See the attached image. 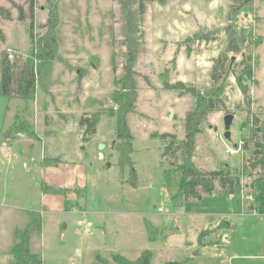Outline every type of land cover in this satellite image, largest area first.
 Here are the masks:
<instances>
[{"label":"rangeland","instance_id":"374dc122","mask_svg":"<svg viewBox=\"0 0 264 264\" xmlns=\"http://www.w3.org/2000/svg\"><path fill=\"white\" fill-rule=\"evenodd\" d=\"M214 1L145 2L133 67L137 98L127 114L133 136L132 173L129 165L118 164L121 141L115 130L117 104L111 95L119 87L115 80L125 62L118 2L57 0L56 55L47 62L38 58L29 28L32 23L33 42L47 33V0H35L33 20L28 0H0L11 13V19L0 15V58L3 52L17 63L32 58L40 70L32 98L0 96V264L15 261L11 248L24 230L30 236L29 257L40 264H118L113 253L135 260L145 249L151 252V264L184 257H194L193 264H264V213L248 208L249 176L241 177L245 186L235 197L213 191L201 199L181 197L178 204L170 198L179 182L184 118L193 109L195 96L164 84L182 80L199 90L209 87L214 57L226 47L224 28L230 22L237 31L245 29L241 53L229 56H234L235 74L242 70L243 57L251 63L252 76L247 80L251 102L247 106L230 73L224 107L201 122L192 162L201 170H240L256 157L255 144L261 140L262 134L250 127L264 122V0L242 5V0ZM232 6L240 9L229 17ZM216 27L220 33L209 32L207 40L194 37ZM93 112L100 117L96 132L89 135L79 121ZM228 113L234 117L227 138L223 117ZM163 132L179 140L170 152L165 151L170 137L159 136ZM21 139L32 141L27 151L18 143ZM242 141L246 147L228 154ZM43 159L48 163L42 164ZM44 184L68 191L43 192ZM215 185L219 187L217 181ZM230 209L238 215L227 216L236 224L224 233L225 247L204 246L221 243V234L207 240L209 231L200 244V232L223 219L215 213ZM146 220L154 231L148 232Z\"/></svg>","mask_w":264,"mask_h":264},{"label":"trees","instance_id":"16d2710c","mask_svg":"<svg viewBox=\"0 0 264 264\" xmlns=\"http://www.w3.org/2000/svg\"><path fill=\"white\" fill-rule=\"evenodd\" d=\"M57 0H47L48 2V18L45 26L48 28L47 33L38 41L33 42V28L30 23V42L36 43V47L39 49L37 56L39 59H45L50 62L55 57V45H54V29L58 22V10ZM119 7L122 10L123 25H124V37L122 43L125 45V57L124 64L122 65V75L119 79L115 80L116 84H119L118 89L112 91V100L117 104L116 109V125L115 130L117 136L120 139V143L117 145L120 152V158L118 164L121 167L129 165L132 173L134 168L131 160L132 147V133L128 127L127 114L132 112L135 107L137 98L136 94V71L134 70V64L138 54L139 39L142 34L141 19L145 13V2L155 0H116ZM159 3H164L166 0H157ZM250 0H242L241 5L248 3ZM29 17L31 20L34 18V3L35 0H28ZM240 9L239 7L232 6L229 11V17L231 13ZM19 18H23L24 14L22 7H18ZM0 15L6 19H11V13L8 9L0 5ZM227 44L225 49L214 57L213 65L211 67L212 84L209 87L199 90L194 85H186L182 80L176 81L174 84L165 82L164 87L167 89H179L180 92L191 94L195 96V105L193 109L184 118L185 133L183 138L179 141L175 134L169 132H163L159 136L161 138L170 137L169 143L166 145L165 151L170 152L179 141V148L182 149L183 158L178 164L179 170V182L174 186L177 187L170 198L172 203L178 204V199L181 197L187 201L191 199H201L205 194L213 193L215 189L216 181L219 188L224 194L241 192L243 185L242 176H249L251 180L247 184L250 186L252 192L248 193L253 195V201L251 202V209L259 214L264 213V122L258 128H251V132H260L261 140L257 141L254 151L255 158L251 162H247L240 170L231 169L228 167L213 168L212 170H201L194 162H192V156L194 153L195 138L198 133L202 131L200 127L201 122L206 116L214 110L224 107V101L222 96L227 85L229 74H234L236 84L243 94L244 100L247 106L250 105V91L247 84V80L252 76V66L247 60V57L242 59V70L240 73L235 74L231 69L232 58L229 56L230 52L241 53V46L246 41L245 29L237 31L235 26L230 22L224 28ZM0 36H3L0 29ZM210 33H196L195 38L201 40H207ZM34 51V48L32 49ZM37 66V65H36ZM35 66L32 58L26 59L23 62L11 61L6 52L1 54L0 58V96L6 98H32L36 84L39 82L40 70ZM115 68V66L113 67ZM100 114L93 112L89 117H82L79 121L81 125L85 126L86 133L93 134L96 132L95 125L98 122ZM242 147H246V141L241 142ZM47 160L43 159L42 164H47ZM256 169H258L256 171ZM255 170V171H254ZM170 185V183H166ZM246 185V186H247ZM50 188V189H49ZM43 192L52 193H65L67 188H59L52 185H42ZM184 201V202H185ZM226 221H222L218 226L214 228L220 229L226 227ZM146 229L148 232L154 231L152 223L149 220L145 221ZM214 230H202L200 232L198 241L202 244L203 235L209 231ZM29 237L27 231H23L20 235V242L15 243L11 248V253L14 254L15 261L12 264H40L41 262L36 259H30L29 255ZM152 238V237H151ZM149 240H152V239ZM203 245V244H202ZM150 250L145 249L143 253L135 260L127 259L119 253H113V259L118 264H151L150 263ZM194 257H184L180 260H169L162 264H193ZM218 264V263H216Z\"/></svg>","mask_w":264,"mask_h":264},{"label":"crops","instance_id":"0c3cea01","mask_svg":"<svg viewBox=\"0 0 264 264\" xmlns=\"http://www.w3.org/2000/svg\"><path fill=\"white\" fill-rule=\"evenodd\" d=\"M249 178V177H248ZM214 192H216V193H218V194H221V193H223L222 191H221V189L218 187V186H216L215 187V189L213 190ZM211 194H213V193H211ZM224 194V193H223ZM235 194L236 193H230V194H224L225 196H228V198L229 197H235ZM220 200V202L221 201H224L225 202V199L224 198H220L219 199ZM251 201H249V205H248V208L251 210V203H250ZM215 214H217L218 216H223V219L220 221V218L218 219V220H216V221H214V223H212V224H210V225H208L209 227H207V228H205V229H208V230H214V228L216 227V226H218L222 221H226L227 222V226L226 227H224V228H220V229H215L214 230V232H211L210 233V235L208 236V238H207V240H211V239H213L212 241H214V240H216L214 237H215V235L216 234H221L220 236V241H221V243H219V244H216L215 242H214V244L213 245H211V244H203L204 246H210V247H220V248H224L225 247V245H223V243H226L228 240H226L227 239V235L228 234H226L225 236H224V238H225V240H223V235H224V233L225 232H227L226 231V229L227 228H229L230 227V225L231 224H236L235 223V218H231V220L229 219V218H227V216L229 215V216H237L238 214L237 213H234V211H232V209H230V211H222V212H218V213H215ZM220 232V233H219ZM219 255H220V253H218ZM219 255H214V256H207L206 254L204 255V257H211V258H215V257H218ZM222 261L224 260V259H221Z\"/></svg>","mask_w":264,"mask_h":264},{"label":"water","instance_id":"95a60500","mask_svg":"<svg viewBox=\"0 0 264 264\" xmlns=\"http://www.w3.org/2000/svg\"><path fill=\"white\" fill-rule=\"evenodd\" d=\"M216 2H217V0L214 1V4H216ZM208 32H214L216 34H219L220 33V29L218 27H216L214 29H208L206 31V33H208ZM241 56H243V53L241 54ZM231 57L234 58V56H231ZM233 117H234V115L232 113H228V114L224 115V117H223V123H224V127H225L224 136L227 137V138L229 136V128H230L229 126H230V124L232 122ZM18 143L23 146L24 150L27 151V144L32 143V141L26 140V139H21ZM103 146H104V144H102V143L99 144L100 148H104ZM100 155L103 156V153L100 152ZM224 236L225 235H223V240H225ZM195 254H196V252L193 253V255H195Z\"/></svg>","mask_w":264,"mask_h":264},{"label":"built area","instance_id":"2783aa9c","mask_svg":"<svg viewBox=\"0 0 264 264\" xmlns=\"http://www.w3.org/2000/svg\"><path fill=\"white\" fill-rule=\"evenodd\" d=\"M241 144V143H240ZM242 149V144L240 145V146H238L237 148H229L227 151H228V154H234L237 150H241ZM249 198L250 199V201L252 202L253 201V195H251V194H248L247 193V196H246V198ZM158 211L159 212H161L162 211V207L161 208H158ZM251 212H254L252 209L250 210ZM254 213H256V212H254Z\"/></svg>","mask_w":264,"mask_h":264}]
</instances>
